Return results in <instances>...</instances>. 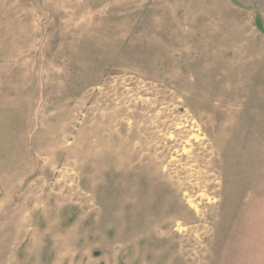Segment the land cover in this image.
Instances as JSON below:
<instances>
[{"label":"rangeland","instance_id":"obj_1","mask_svg":"<svg viewBox=\"0 0 264 264\" xmlns=\"http://www.w3.org/2000/svg\"><path fill=\"white\" fill-rule=\"evenodd\" d=\"M264 264V0H0V264Z\"/></svg>","mask_w":264,"mask_h":264},{"label":"crops","instance_id":"obj_2","mask_svg":"<svg viewBox=\"0 0 264 264\" xmlns=\"http://www.w3.org/2000/svg\"><path fill=\"white\" fill-rule=\"evenodd\" d=\"M259 260L256 262V254H254L253 260L251 264H259L260 263V258H258Z\"/></svg>","mask_w":264,"mask_h":264}]
</instances>
